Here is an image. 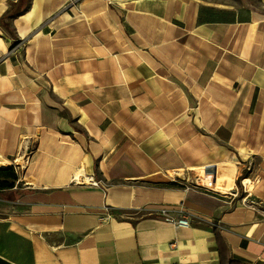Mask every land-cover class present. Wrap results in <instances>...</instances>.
Listing matches in <instances>:
<instances>
[{"label": "crops", "instance_id": "crops-1", "mask_svg": "<svg viewBox=\"0 0 264 264\" xmlns=\"http://www.w3.org/2000/svg\"><path fill=\"white\" fill-rule=\"evenodd\" d=\"M0 162V264H264V0H0Z\"/></svg>", "mask_w": 264, "mask_h": 264}, {"label": "built area", "instance_id": "built-area-1", "mask_svg": "<svg viewBox=\"0 0 264 264\" xmlns=\"http://www.w3.org/2000/svg\"><path fill=\"white\" fill-rule=\"evenodd\" d=\"M201 176V177H199ZM170 178L173 181H177V182H183L186 183L187 181H190V185L194 186L196 188H199L203 191L212 193V194H216L219 196H224L226 198H234L238 196L239 193V189L238 188H234V189H220V188H216L214 185V173L212 170H210V168L206 167L203 168L201 170V175H195V180L194 177H192L191 179H185L183 178L180 174H178L177 172H173V174H170ZM73 182L76 184H85V185H97L98 181L95 180L92 176L83 174L81 171L78 173H75L73 175L72 178ZM247 181V184H249V181L247 179H242L241 180V185H242V189L243 190H247L245 182ZM159 214L164 216V218L176 225H188V220L186 218H177V217H172L168 214V210L166 208H160L158 209ZM179 214L185 213L184 210H182V207H179L178 209H176Z\"/></svg>", "mask_w": 264, "mask_h": 264}, {"label": "trees", "instance_id": "trees-1", "mask_svg": "<svg viewBox=\"0 0 264 264\" xmlns=\"http://www.w3.org/2000/svg\"><path fill=\"white\" fill-rule=\"evenodd\" d=\"M18 4H19V2H18ZM21 6L22 5L20 4L17 8H13V11H9V14L11 16L16 15L21 10ZM9 14H7V15H9ZM3 26L7 28V24H5V23L3 24ZM0 177H3L5 179H7V178L15 179L16 174L14 173L12 168H5V169H0ZM7 184L8 183L6 180L3 182H0V187L6 186ZM220 253H221V256H220V263L221 264H224V260L227 262V264H241L240 262L232 260L230 258L225 259L226 256L224 255V253H222V250L220 251Z\"/></svg>", "mask_w": 264, "mask_h": 264}, {"label": "rangeland", "instance_id": "rangeland-1", "mask_svg": "<svg viewBox=\"0 0 264 264\" xmlns=\"http://www.w3.org/2000/svg\"><path fill=\"white\" fill-rule=\"evenodd\" d=\"M172 174H173V173H172ZM197 174H198V175H201V170H199V171H198V170H194V171H192V172H191L190 179H191L192 177H194V180H195V179H196V178H195V175H197ZM199 177H201V176H199ZM215 187H219V185H215Z\"/></svg>", "mask_w": 264, "mask_h": 264}, {"label": "bare ground", "instance_id": "bare-ground-1", "mask_svg": "<svg viewBox=\"0 0 264 264\" xmlns=\"http://www.w3.org/2000/svg\"><path fill=\"white\" fill-rule=\"evenodd\" d=\"M2 162H4V161H2ZM1 163V162H0ZM171 174L173 173V172H170ZM215 183V182H214ZM215 185V184H214ZM217 188V187H216Z\"/></svg>", "mask_w": 264, "mask_h": 264}]
</instances>
